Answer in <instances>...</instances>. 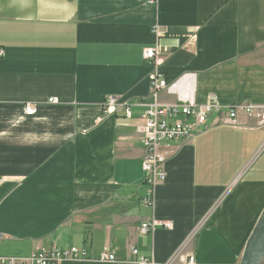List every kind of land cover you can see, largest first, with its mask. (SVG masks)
Listing matches in <instances>:
<instances>
[{
	"label": "crops",
	"instance_id": "0c3cea01",
	"mask_svg": "<svg viewBox=\"0 0 264 264\" xmlns=\"http://www.w3.org/2000/svg\"><path fill=\"white\" fill-rule=\"evenodd\" d=\"M0 52V256L78 246L87 258L59 264L240 263L264 212V0H0ZM155 68L239 114L163 144L147 204L136 125L178 100L152 93ZM109 96L132 116L110 113ZM153 218L172 227L141 233Z\"/></svg>",
	"mask_w": 264,
	"mask_h": 264
},
{
	"label": "built area",
	"instance_id": "2783aa9c",
	"mask_svg": "<svg viewBox=\"0 0 264 264\" xmlns=\"http://www.w3.org/2000/svg\"><path fill=\"white\" fill-rule=\"evenodd\" d=\"M143 56L154 64L158 62L157 50L153 47L145 48ZM149 81L152 93L157 94L161 90L166 89L169 92L177 93L178 100L164 104L154 102L141 116L142 123L136 125V132L141 137V141L147 151V155L143 160V169L146 173V181L152 187L145 198V203L147 204L154 202L153 189L164 182L167 176L165 170L166 157L160 152V147L163 144L171 140H181L183 142L192 140L200 129L209 122V117L212 113L218 114L217 122L233 125H238L239 114L238 107L227 106L225 108L214 95H211L206 102L199 103L196 99L195 84L192 76H188L187 80L169 83L162 76L160 70L155 68L149 74ZM50 100L52 102L56 101L54 98ZM104 105L110 113L123 108L127 117L132 116V104L127 101H121L115 96H109ZM35 109V106L28 104L25 107V113L32 115L35 113ZM242 110L251 115L254 107L251 104H246ZM261 117V125H264V109ZM2 182L3 180L0 179V185ZM159 226L171 228L172 222L153 218L141 224L140 232L145 234L154 231ZM0 238L2 237L0 236ZM132 252L137 254L138 250L133 248ZM87 257L88 252L78 246L66 249L54 247L35 251L28 257L0 256V264H59L63 258L79 259ZM100 258L102 260H113L115 256L109 252H103ZM194 262L195 257L190 256L188 263L193 264ZM140 264L161 263L142 258Z\"/></svg>",
	"mask_w": 264,
	"mask_h": 264
},
{
	"label": "water",
	"instance_id": "95a60500",
	"mask_svg": "<svg viewBox=\"0 0 264 264\" xmlns=\"http://www.w3.org/2000/svg\"><path fill=\"white\" fill-rule=\"evenodd\" d=\"M239 264H264V212L246 243Z\"/></svg>",
	"mask_w": 264,
	"mask_h": 264
}]
</instances>
